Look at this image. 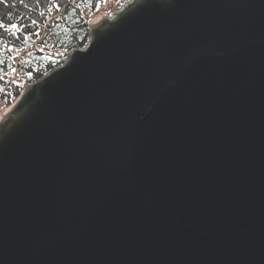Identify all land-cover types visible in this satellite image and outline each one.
I'll list each match as a JSON object with an SVG mask.
<instances>
[{"label":"water","instance_id":"obj_1","mask_svg":"<svg viewBox=\"0 0 264 264\" xmlns=\"http://www.w3.org/2000/svg\"><path fill=\"white\" fill-rule=\"evenodd\" d=\"M0 264H264V0H131L25 86Z\"/></svg>","mask_w":264,"mask_h":264},{"label":"trees","instance_id":"obj_2","mask_svg":"<svg viewBox=\"0 0 264 264\" xmlns=\"http://www.w3.org/2000/svg\"><path fill=\"white\" fill-rule=\"evenodd\" d=\"M104 0H0V17L8 31L0 29V99L10 106L25 86L59 68L67 52L83 49L90 37L88 15ZM125 0L116 2L121 6ZM55 11L57 19L52 18ZM36 23L33 24L32 21ZM10 23L19 25L11 29ZM47 25L49 35L36 34ZM15 32V36L11 35Z\"/></svg>","mask_w":264,"mask_h":264},{"label":"built area","instance_id":"obj_3","mask_svg":"<svg viewBox=\"0 0 264 264\" xmlns=\"http://www.w3.org/2000/svg\"><path fill=\"white\" fill-rule=\"evenodd\" d=\"M120 1V0H104L103 4H101L100 6L97 7L96 10L92 11L89 15L88 18H90L92 15L95 16V20H101L103 18H108V19H112L121 9L124 8V6H126L131 0H125V2L119 6L116 7V2ZM99 13H103L102 16H98ZM53 18L57 19V16L53 15ZM94 20V21H95ZM96 21V22H97ZM48 24H52V18L51 20L48 21ZM93 22L91 24H89V26H92ZM49 31L47 29V25L44 26H38L37 27V31L36 34L40 35V37H44L46 35H49ZM70 53V52H69ZM68 58V57H67ZM62 66V65H61ZM60 66V67H61ZM8 106H4L1 99H0V109H4ZM10 107V106H9ZM7 110L5 109V111H1L3 113L0 114V117L2 118V116L5 114Z\"/></svg>","mask_w":264,"mask_h":264},{"label":"snow or ice","instance_id":"obj_4","mask_svg":"<svg viewBox=\"0 0 264 264\" xmlns=\"http://www.w3.org/2000/svg\"><path fill=\"white\" fill-rule=\"evenodd\" d=\"M21 2H23V0H21ZM5 19L6 18H4V17H0V29H3L5 32H7L8 28L5 27ZM32 23L35 24L36 21L33 20ZM9 26L11 29H18L19 28V25L16 23H10ZM15 34H16L15 32L11 33V35H13V36H15ZM0 38H2V36H0Z\"/></svg>","mask_w":264,"mask_h":264},{"label":"rangeland","instance_id":"obj_5","mask_svg":"<svg viewBox=\"0 0 264 264\" xmlns=\"http://www.w3.org/2000/svg\"><path fill=\"white\" fill-rule=\"evenodd\" d=\"M116 7H118V6H116ZM102 14H103V13H99L97 17L102 16ZM53 15H54V16H57L54 10H53L52 13H51V18H53ZM95 18H96V17L93 16V15H92L90 18H88L89 21H90L89 24H91L92 22H94ZM70 52H71V51H70ZM68 55H69V52H67V56H68ZM11 105H12V104H11ZM7 108H8V107L4 108L3 110L0 109V114L3 113V112H1V111H5V109H7Z\"/></svg>","mask_w":264,"mask_h":264},{"label":"bare ground","instance_id":"obj_6","mask_svg":"<svg viewBox=\"0 0 264 264\" xmlns=\"http://www.w3.org/2000/svg\"><path fill=\"white\" fill-rule=\"evenodd\" d=\"M97 20H95L94 22H93V24L96 22ZM9 109V107L6 109V110H8ZM0 119H1V117H0Z\"/></svg>","mask_w":264,"mask_h":264}]
</instances>
